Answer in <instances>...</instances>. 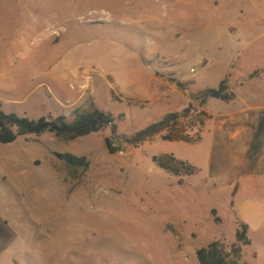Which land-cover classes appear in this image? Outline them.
<instances>
[{"label": "rangeland", "instance_id": "374dc122", "mask_svg": "<svg viewBox=\"0 0 264 264\" xmlns=\"http://www.w3.org/2000/svg\"><path fill=\"white\" fill-rule=\"evenodd\" d=\"M225 78L235 101H193ZM243 101L264 106V0H0V110L72 121L95 104L130 138L192 109L178 128L188 142L112 155L108 129L0 143V264H199V249L230 247L233 152L247 148L248 170L264 155V121L233 122ZM58 154L91 166L74 181ZM163 156L198 173L174 176Z\"/></svg>", "mask_w": 264, "mask_h": 264}, {"label": "trees", "instance_id": "16d2710c", "mask_svg": "<svg viewBox=\"0 0 264 264\" xmlns=\"http://www.w3.org/2000/svg\"><path fill=\"white\" fill-rule=\"evenodd\" d=\"M176 83L181 89L186 87L181 82L176 81ZM235 98L236 95L231 90L229 79L225 78L217 89H206L194 95L192 99L200 107H204L212 99L231 103ZM74 115L72 121L64 116L57 118L47 116L32 120L0 110V143L11 145L21 137L45 134H52L59 142L70 143L110 129L113 136L106 138V146L108 151L114 155L122 149L124 143L138 147L159 136L169 142L190 141L189 137L179 136L178 133V128L192 115L190 108L183 112L168 114L162 120L151 124L130 138L117 136L118 124L114 116L99 110L95 104H91L87 109L76 110ZM57 157L74 181L81 180L83 173L91 166L86 157H77L72 154H58ZM154 161L174 176L190 177L198 173L195 166L187 162H178L173 156L155 157ZM81 170L82 173H80ZM220 221V218L216 219V222ZM248 233L249 226L239 222L236 242L228 247L220 241H215L199 249L197 251L199 264H249L243 261V247L251 245Z\"/></svg>", "mask_w": 264, "mask_h": 264}, {"label": "crops", "instance_id": "0c3cea01", "mask_svg": "<svg viewBox=\"0 0 264 264\" xmlns=\"http://www.w3.org/2000/svg\"><path fill=\"white\" fill-rule=\"evenodd\" d=\"M243 105H245L243 111L235 114L233 122L236 125L243 121L248 132L247 126L252 128L264 121V106H248L246 101H243ZM241 113L243 118L239 117ZM246 152L247 148L239 150L237 154L233 152L234 159L225 179L231 194H234L232 203L239 222L249 226L248 237L251 245L243 247V261L249 264H264V155L258 160L256 169L248 170ZM218 179L224 181V177ZM252 253L253 257H249L248 255Z\"/></svg>", "mask_w": 264, "mask_h": 264}]
</instances>
